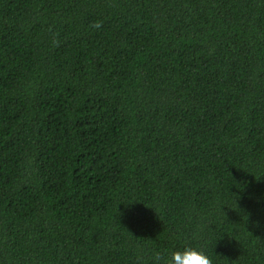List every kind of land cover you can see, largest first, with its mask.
I'll return each mask as SVG.
<instances>
[{"label":"trees","instance_id":"1","mask_svg":"<svg viewBox=\"0 0 264 264\" xmlns=\"http://www.w3.org/2000/svg\"><path fill=\"white\" fill-rule=\"evenodd\" d=\"M190 246L264 264V0H0V264Z\"/></svg>","mask_w":264,"mask_h":264},{"label":"clouds","instance_id":"2","mask_svg":"<svg viewBox=\"0 0 264 264\" xmlns=\"http://www.w3.org/2000/svg\"><path fill=\"white\" fill-rule=\"evenodd\" d=\"M94 28L101 27L100 22L93 24ZM154 264H213V260L199 247H185L183 250H174L164 256L160 252L154 253Z\"/></svg>","mask_w":264,"mask_h":264}]
</instances>
